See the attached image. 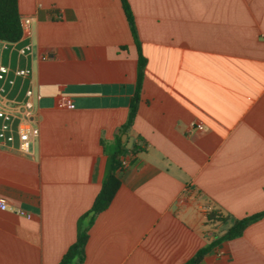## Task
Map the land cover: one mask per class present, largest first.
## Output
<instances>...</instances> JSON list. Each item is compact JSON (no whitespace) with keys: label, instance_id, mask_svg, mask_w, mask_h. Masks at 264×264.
Returning <instances> with one entry per match:
<instances>
[{"label":"crops","instance_id":"obj_1","mask_svg":"<svg viewBox=\"0 0 264 264\" xmlns=\"http://www.w3.org/2000/svg\"><path fill=\"white\" fill-rule=\"evenodd\" d=\"M127 2L145 64L125 128L138 54L121 0H17L30 33L0 40V62L31 72L3 85L33 88L38 134L0 144V196L30 213L0 209V264H57L117 139L127 163L82 264H182L230 224L208 212L264 209V0ZM198 264H264V216Z\"/></svg>","mask_w":264,"mask_h":264},{"label":"trees","instance_id":"obj_2","mask_svg":"<svg viewBox=\"0 0 264 264\" xmlns=\"http://www.w3.org/2000/svg\"><path fill=\"white\" fill-rule=\"evenodd\" d=\"M122 7L129 24L130 32L136 44L138 63L137 77L134 92L129 101V108L124 127L131 125L137 111L139 100L140 81L142 78V70L145 64V58L141 52L140 46L136 39V30L133 21V15L128 5L127 0H121ZM21 36V26L19 22V12L17 0H0V40L16 41ZM125 149L120 139L107 152L106 169L99 187L90 206L76 220L75 239L68 245L66 250L60 256L57 264H82L85 256V244L88 238V229L92 224L94 217L104 210L112 200L116 190L119 187L120 180L116 175V169L120 166V156ZM264 216V209L258 212L247 214L242 217H234L229 214L219 212H208L207 219H213L221 223H225L230 219V224L216 238L205 243L199 248L188 260L182 264H198L203 255L217 242L230 239L242 233L243 229L249 223Z\"/></svg>","mask_w":264,"mask_h":264},{"label":"built area","instance_id":"obj_3","mask_svg":"<svg viewBox=\"0 0 264 264\" xmlns=\"http://www.w3.org/2000/svg\"><path fill=\"white\" fill-rule=\"evenodd\" d=\"M31 16L19 17L21 35L29 34L31 27ZM3 41V46L14 44L16 41ZM30 50V43L19 46L17 51L20 54H27ZM31 69L26 66H15L11 68L8 64L0 62V144L12 145L17 140V146L22 151H27L33 138L38 134L37 115L34 111L35 92L31 86L23 91L21 99L9 98L6 94L4 82L13 86L17 78L23 80ZM192 127L201 128V123L191 122ZM124 158L120 159V166L126 165ZM0 209H10L18 214L30 217V213L18 206L8 204L4 196H0Z\"/></svg>","mask_w":264,"mask_h":264}]
</instances>
